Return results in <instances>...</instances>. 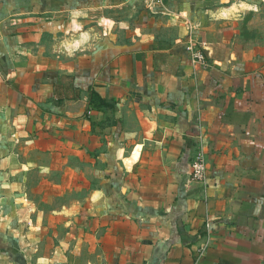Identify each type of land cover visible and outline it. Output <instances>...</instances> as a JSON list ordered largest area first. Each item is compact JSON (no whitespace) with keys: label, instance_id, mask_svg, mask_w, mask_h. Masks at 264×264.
Returning <instances> with one entry per match:
<instances>
[{"label":"crops","instance_id":"obj_1","mask_svg":"<svg viewBox=\"0 0 264 264\" xmlns=\"http://www.w3.org/2000/svg\"><path fill=\"white\" fill-rule=\"evenodd\" d=\"M0 264H264V0H0Z\"/></svg>","mask_w":264,"mask_h":264},{"label":"built area","instance_id":"obj_2","mask_svg":"<svg viewBox=\"0 0 264 264\" xmlns=\"http://www.w3.org/2000/svg\"><path fill=\"white\" fill-rule=\"evenodd\" d=\"M188 49L190 51V56L193 63H198L204 65V56L198 48H194L193 41H190L188 44ZM204 154L202 151H197L193 155V158L190 161L188 173L190 176L199 182L204 183L206 179V162Z\"/></svg>","mask_w":264,"mask_h":264},{"label":"trees","instance_id":"obj_3","mask_svg":"<svg viewBox=\"0 0 264 264\" xmlns=\"http://www.w3.org/2000/svg\"><path fill=\"white\" fill-rule=\"evenodd\" d=\"M185 174H186V170H185ZM185 174H184V175H185ZM120 203H121V202L115 200V207H116V206H121ZM124 206H126V204H124ZM194 240H195V238H193L191 241H194Z\"/></svg>","mask_w":264,"mask_h":264}]
</instances>
